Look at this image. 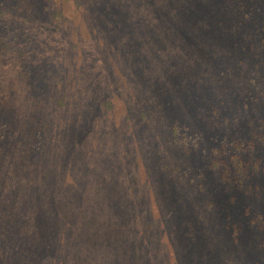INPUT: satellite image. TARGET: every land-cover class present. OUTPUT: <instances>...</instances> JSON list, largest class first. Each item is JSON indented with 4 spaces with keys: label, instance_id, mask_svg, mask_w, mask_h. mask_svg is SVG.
I'll return each mask as SVG.
<instances>
[{
    "label": "rangeland",
    "instance_id": "obj_1",
    "mask_svg": "<svg viewBox=\"0 0 264 264\" xmlns=\"http://www.w3.org/2000/svg\"><path fill=\"white\" fill-rule=\"evenodd\" d=\"M56 1L47 14L20 0L27 6L0 17L8 45L0 46V185L31 186L42 202L81 186L90 198L77 192L80 209L100 187H112L120 215L106 213L98 226L70 219L73 229L68 222L50 233L43 227L42 251L49 246L53 256L71 258L67 264H144L142 248H129L127 239L148 231L147 264H264V230L246 228L258 218L246 214L237 185L222 183L198 151L169 147L167 137L174 120L184 119L200 129L206 149L248 135L253 119L264 117L257 97L264 90V0L244 2L247 8L235 0ZM60 11L65 18L56 17ZM186 15L187 24L180 21ZM208 91L219 92L218 101L206 99ZM221 114L229 116L223 124ZM261 174L249 182L264 186ZM260 193L248 198L256 209L264 208ZM160 207L170 216L157 213ZM216 207L232 212L230 226ZM146 208H154L152 230Z\"/></svg>",
    "mask_w": 264,
    "mask_h": 264
},
{
    "label": "trees",
    "instance_id": "obj_2",
    "mask_svg": "<svg viewBox=\"0 0 264 264\" xmlns=\"http://www.w3.org/2000/svg\"><path fill=\"white\" fill-rule=\"evenodd\" d=\"M14 1L15 0H0V17H6L9 8H15L16 10H20L23 6H27L25 3H21L20 0H17V2L13 3ZM51 1L52 0H39V2H36L33 0H28V7L32 8L33 6L42 5L44 8H42V10L48 11L47 14H49L55 11L50 6L49 10H47L48 4ZM59 1L60 0H58V2ZM79 1L81 3V0ZM248 1L249 0H235V4L247 8L244 2ZM53 3L57 5L56 0H53ZM55 8L65 10L67 9L57 6ZM60 12V14H56V17H58V19H60L64 15L63 11ZM186 16L187 17H185L184 19L180 18V21H183L187 24L189 23L187 22V20L190 17L188 15ZM9 18H11V16H9L7 19ZM1 22L3 21H0V26ZM5 37L6 36L5 34L3 35L1 26V48H3L7 44ZM7 54L9 55V52H7ZM253 92L254 91H251V93ZM243 93L245 94V91H243ZM243 93H240V95H243ZM257 93H260L257 97L262 98V100L264 101V90L261 89V92L259 90ZM218 95L219 92L216 93L215 91L212 93L209 92L208 95L204 97L208 100L212 98L215 101H218ZM194 98L201 99V96L199 94H195ZM244 101L245 102L242 104L247 106H243V108L248 110V102L245 98ZM109 103L113 104V102ZM160 109H163V114L167 116L166 110L163 107H161ZM210 110L213 115L215 109L210 107ZM150 112L152 113V116L151 114H146V112L142 113L140 111V116L146 118H156V116H154L155 112ZM221 116H223V114H221ZM227 118H229L228 115L223 116L224 120H222V124ZM111 120H117V115H113L111 117ZM8 123L10 124L11 121H9ZM188 124L189 122H187L186 120L184 121V119L182 120L180 118H176L174 120V125H172V127L170 128L171 133H168L167 135L168 139L171 140L169 142V147H172L173 145V147L177 148L180 151H184L186 155L189 154L190 156H192V154H195L198 151L195 156L200 155L201 153L200 159L202 161L205 160L204 165L207 166L206 168L215 169L220 172L221 179L223 180L222 183H235L242 192V197L246 199V214H256L258 218L257 220H249L246 225V228H250L252 231L261 233L262 230H264V208L256 209L254 204H252V201H250L248 198L252 196L255 197L256 195L260 196L262 195L260 192H264V186L263 184L258 182V180L252 183L249 182L253 177L257 176V173H262L261 175L264 176V151L260 150H264V117L256 121H254L253 119L252 123L249 124V127L251 128L253 126V129L251 130V132H248V135L240 137L234 136L231 141L223 140L220 142V144L209 146L206 149L204 148V146L201 145L200 142V137H202L201 133H199L200 129H193L192 126ZM130 125L131 123L128 122L125 127H129ZM23 136L24 134L22 135V137ZM222 142L223 144L221 145ZM16 143L21 145L24 144V141L19 138L16 140ZM10 146L11 143H8L6 145V148H9ZM163 164L166 167L169 165V163L166 161H164ZM1 169L5 170V166H1ZM17 172L18 171H14L13 174L25 177H33L29 174H27L28 176H26L24 173L17 174ZM10 179L11 177H8L7 182L10 181ZM250 184L254 185L252 186ZM30 187L31 186H20V182H18V184L16 185H13L11 182L0 185V250H2L0 264H67L69 259L71 258H65V260H63V256H60L59 254L53 256L52 254L55 253H53L48 248L49 246L47 247L49 251L46 249V252L42 251V249H44V244H42L41 240L43 227L48 233H50V231H53L54 228H59V230H61L64 226L67 225V222L69 224L70 219L78 220L80 225H83L85 222L88 221V224L89 222L90 224H87V226H91V222H98V226L99 223L105 222L100 217L104 216L106 213H118L120 215V202L118 203V201L115 200L113 195L111 196V194H114V188L112 187H107L111 188L109 190H107L106 188L102 189L100 187V191L94 192L97 194L94 197L95 201L92 202L90 206H87L83 209H80L82 206L78 207L74 205V203L77 199L80 202L81 200L84 201L82 196L81 198L77 196V192H79L80 194H84L85 196H87L88 199L90 198L89 193H87V190L84 187L79 186L73 188V191H75V193L71 192L70 194H66L65 197H60L59 199L53 198L52 194L50 198H47L48 202H42L41 196L38 194L39 192H34L37 189L30 190ZM203 188H199L198 190L203 191ZM128 191L130 190L128 189ZM206 192L210 193V190H206ZM39 199L40 201H38ZM38 202H41L40 206L37 205ZM212 202L215 203L216 200L215 202ZM105 203L109 204L107 210H105ZM206 205L211 206V203L208 202L206 203ZM146 209V216L149 219L146 227L148 230H152L154 227H158V223L154 219V208L152 210L148 208ZM172 210L174 212L175 209L172 208ZM212 210L214 211V215L216 214L215 216L217 218L223 216V227H225L223 221L227 223L226 225L230 226V219L227 216L229 214H232V212L229 211L228 208L222 209L220 207H216ZM80 211L86 212L87 217H84L83 214H80ZM157 213L162 214V216H165L166 214H168L167 216H170L171 211H167L166 208L164 209L163 207H160V209L157 210ZM119 215L118 220L120 221ZM63 222L65 223L64 225L62 224ZM177 225H181V223H178ZM69 226L71 229H73L70 224ZM145 232L146 233L143 232V234H135V236L138 235L136 237V242L133 238H128L127 241L128 244L130 243L129 248L133 249L136 245H139L140 248H142L141 250L145 256L144 264H147V262L149 263V261H151L153 255H151L150 251H147V249L145 248H147L149 243H153L154 239H149L150 234L152 232ZM161 242V246H163L165 242L163 240H161ZM114 247L117 248L116 246ZM130 258L128 260H131ZM48 259H52V261H49Z\"/></svg>",
    "mask_w": 264,
    "mask_h": 264
}]
</instances>
